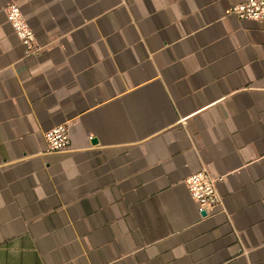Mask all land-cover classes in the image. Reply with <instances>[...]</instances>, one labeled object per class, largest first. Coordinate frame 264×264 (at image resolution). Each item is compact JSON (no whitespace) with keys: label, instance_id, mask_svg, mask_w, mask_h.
Instances as JSON below:
<instances>
[{"label":"crops","instance_id":"crops-1","mask_svg":"<svg viewBox=\"0 0 264 264\" xmlns=\"http://www.w3.org/2000/svg\"><path fill=\"white\" fill-rule=\"evenodd\" d=\"M244 1L0 0V264H264V23L230 14ZM61 124L71 147L48 152ZM205 169L204 216L186 181Z\"/></svg>","mask_w":264,"mask_h":264},{"label":"built area","instance_id":"built-area-1","mask_svg":"<svg viewBox=\"0 0 264 264\" xmlns=\"http://www.w3.org/2000/svg\"><path fill=\"white\" fill-rule=\"evenodd\" d=\"M230 14L241 19L264 23V0H246L234 5ZM8 20L16 34L26 47L28 53L39 50L37 38L19 6L12 4L7 8ZM48 152L61 153L70 149L71 137L69 126L58 125L44 134ZM219 180L208 170H202L190 176L186 183L192 199L195 201L200 214L207 215L219 205L218 185Z\"/></svg>","mask_w":264,"mask_h":264},{"label":"water","instance_id":"water-1","mask_svg":"<svg viewBox=\"0 0 264 264\" xmlns=\"http://www.w3.org/2000/svg\"><path fill=\"white\" fill-rule=\"evenodd\" d=\"M94 142H96V140H94ZM203 215L205 216V215H206V213H203Z\"/></svg>","mask_w":264,"mask_h":264}]
</instances>
